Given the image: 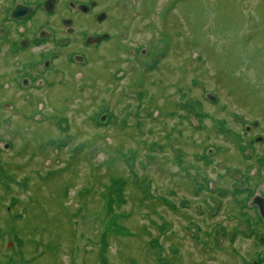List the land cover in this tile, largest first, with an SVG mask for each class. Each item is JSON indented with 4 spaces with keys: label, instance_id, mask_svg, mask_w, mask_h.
<instances>
[{
    "label": "rangeland",
    "instance_id": "rangeland-1",
    "mask_svg": "<svg viewBox=\"0 0 264 264\" xmlns=\"http://www.w3.org/2000/svg\"><path fill=\"white\" fill-rule=\"evenodd\" d=\"M77 1L78 27L109 38L92 63L62 57L40 91L0 84V264H258L264 0Z\"/></svg>",
    "mask_w": 264,
    "mask_h": 264
},
{
    "label": "flooded vegetation",
    "instance_id": "flooded-vegetation-1",
    "mask_svg": "<svg viewBox=\"0 0 264 264\" xmlns=\"http://www.w3.org/2000/svg\"><path fill=\"white\" fill-rule=\"evenodd\" d=\"M61 4L65 5L67 15L60 19L58 7ZM19 6L30 9L31 14L22 19L14 18L13 13ZM39 12L47 16L44 28H37L32 24L38 20ZM91 13V6L77 0L66 4L62 0H40L39 3L35 0H0V56L3 63L11 69L1 75L0 84L3 81L9 82L13 86L11 90L23 93L26 92L24 90L40 91L44 85L51 84L55 79L54 74L59 75L60 70H63L57 66L62 57L64 60L61 62L67 68L66 71H70L68 69L71 66L91 64V48H99V45L109 40L103 38L106 34L93 36L94 27L87 28L84 25L86 22L78 27L77 19L80 16L90 17ZM102 15L105 14L93 17L95 20L97 18V22H103L107 15L103 21H99ZM55 16L60 20L52 19ZM59 32L64 33V39H58ZM96 39L98 42L94 44ZM15 95L20 96L15 100L24 102L20 94ZM29 96L34 95L28 93L25 100L31 99ZM208 155L211 157L212 152L209 151ZM204 157L201 155V160ZM210 165L211 163H206V166Z\"/></svg>",
    "mask_w": 264,
    "mask_h": 264
},
{
    "label": "trees",
    "instance_id": "trees-1",
    "mask_svg": "<svg viewBox=\"0 0 264 264\" xmlns=\"http://www.w3.org/2000/svg\"><path fill=\"white\" fill-rule=\"evenodd\" d=\"M158 63H160V62H156L154 65H159ZM107 110V109H106ZM104 116H106V118H108V120H109V117H110V114H108V113H106V114H104V115H102V117L100 118H98V120H100V122L101 123H103L104 125H109V123L108 122H110V120L107 122H104L103 120H101ZM62 123H66L67 124V119L66 118H64V119H60V121H58V126L60 127L61 125H62ZM111 123V122H110ZM67 128H68V125H67ZM66 128V129H67ZM66 129H64V130H66ZM239 137V136H238ZM242 139H243V136L241 137V139H240V142L242 141ZM249 145H251L252 143H253V139L252 140H250L249 142ZM239 149H240V151H241V153L244 155V158L245 159H248V160H250V156H249V154L247 153L248 152V150H246L245 149V146L243 145V144H241V145H239ZM246 154V155H245ZM205 157L204 158H202L204 161H205V163H207V164H210V163H212V160L209 158L210 156L209 155H207V154H205L204 155ZM255 176V175H254ZM258 177H259V175H257L256 177H253L252 176V178L253 179H258ZM245 182H246V185H247V187H246V192L247 193H249V195H252L251 197L253 198V196L255 195V191H254V188H253V186H252V184H250V178L249 177H247L246 178V180H245ZM23 186H24V188L25 189H27V185L26 184H23ZM205 186H202L201 187V191H202V188H204ZM235 195H238V194H246V193H242V192H239V190H237L236 189V192L234 193ZM233 194V195H234ZM264 197V196H263ZM19 198H17V197H12V199H11V206H16L17 205V203L19 202ZM254 209L255 210H257L258 211V209L256 208V207H254ZM258 216H259V219H258V222H257V226L255 227V229L257 230V229H259V226H261V225H264V221H263V219L261 218V216H260V214H258ZM17 217V219H21L22 218V216H20V215H17L16 216ZM252 223H253V221L251 222L250 220L247 222V225H248V227H249V231H250V235L253 237L254 235H255V233H256V230H254V226L252 225ZM253 226V227H252ZM241 232V231H240ZM239 232V233H240ZM115 233H117V232H114V234ZM238 233L236 232V235H237ZM7 235V231H3V229H1V227H0V237H5ZM109 235V234H108ZM107 235V236H108ZM250 236V237H251ZM155 242V241H154ZM18 244H21L20 245V248L23 246V241L22 240H18ZM261 244H263L264 245V237H262L261 238ZM258 264H264V256H262V259L261 260H258Z\"/></svg>",
    "mask_w": 264,
    "mask_h": 264
},
{
    "label": "water",
    "instance_id": "water-1",
    "mask_svg": "<svg viewBox=\"0 0 264 264\" xmlns=\"http://www.w3.org/2000/svg\"><path fill=\"white\" fill-rule=\"evenodd\" d=\"M51 4V3H50ZM83 8V7H82ZM31 14L30 9H26L22 6H19L13 13L14 18L22 19L25 17H28ZM105 19V15H102L99 18V21H103ZM212 101L215 100L214 97H209ZM253 205L256 206L259 209L260 215L262 216L264 220V198L261 195H256V197L253 200Z\"/></svg>",
    "mask_w": 264,
    "mask_h": 264
}]
</instances>
